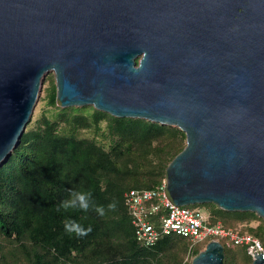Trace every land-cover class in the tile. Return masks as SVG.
<instances>
[{"label": "water", "instance_id": "water-1", "mask_svg": "<svg viewBox=\"0 0 264 264\" xmlns=\"http://www.w3.org/2000/svg\"><path fill=\"white\" fill-rule=\"evenodd\" d=\"M49 71L61 108L184 133L172 204L264 220V0H0V166ZM191 264H225L223 246Z\"/></svg>", "mask_w": 264, "mask_h": 264}, {"label": "trees", "instance_id": "trees-1", "mask_svg": "<svg viewBox=\"0 0 264 264\" xmlns=\"http://www.w3.org/2000/svg\"><path fill=\"white\" fill-rule=\"evenodd\" d=\"M45 105L58 109L53 120L43 116L38 129L25 131L0 166V264H189L213 240L190 247L187 240L170 235L152 247H141L124 203L130 190L162 185L168 164L185 147L184 133L142 119L114 118L92 107L60 109L52 80ZM101 120L107 121L108 146L95 137L75 135L92 126L99 131ZM69 190H91L105 215L91 209L66 212L62 203ZM112 202L117 203L114 211L107 208ZM188 207L206 210L209 225L219 223L228 230L241 226L240 235L253 236L264 248V220L255 213L228 212L210 203ZM67 217L91 227V232H66ZM150 220L158 227L155 217ZM218 242L225 264L252 263L245 247Z\"/></svg>", "mask_w": 264, "mask_h": 264}, {"label": "built area", "instance_id": "built-area-1", "mask_svg": "<svg viewBox=\"0 0 264 264\" xmlns=\"http://www.w3.org/2000/svg\"><path fill=\"white\" fill-rule=\"evenodd\" d=\"M166 182L156 189L130 190L124 195L127 213L134 228V237L141 247H152L162 236L175 235L187 240L191 245L206 238L223 240L226 246L245 247L246 254L253 260L256 252L263 253L260 241L251 235H240L221 224H208V216L201 209L172 204L165 194ZM156 218L158 227L151 222Z\"/></svg>", "mask_w": 264, "mask_h": 264}, {"label": "rangeland", "instance_id": "rangeland-1", "mask_svg": "<svg viewBox=\"0 0 264 264\" xmlns=\"http://www.w3.org/2000/svg\"><path fill=\"white\" fill-rule=\"evenodd\" d=\"M51 80H52L53 84H55L54 73L52 71H49V72H47L44 75V77L41 80V85H40L38 97H37L33 112H32V114L30 116V120H29L28 124L26 125V128H25L24 132L27 131V130H36V129H38L39 121L41 120V118L43 116L47 117L50 120H53L52 117H54L57 114L58 109H53L52 110V109L48 108L45 105V100H46V96H47V90L49 88ZM57 107L60 108V109H63V108L59 107L58 105H57ZM84 107H91V106L73 107V108L81 109V108H84ZM91 112L92 111H90V115H91ZM78 113H81V112L78 111L75 114H78ZM106 125H107V121L106 120H101V122L99 123V128H100L99 131H96L95 127L92 126V127H90V129H79V130H77L75 132V135L78 138H86V139H92V138L95 137L100 143H102L105 146H108L110 136H109L108 131L106 129ZM60 129L63 131V133H65V134L67 133V129L64 127L63 124L60 125ZM201 210L203 212L206 211L204 209H201ZM252 226H256V223H253ZM237 229L240 230L241 226L238 227ZM238 230H234V232H238ZM228 247L229 248H237V247H230V246H228ZM204 248H205V246H204ZM192 259L189 260V258H187V259L185 258L184 261L186 262V260H187V263L190 261L189 264H191Z\"/></svg>", "mask_w": 264, "mask_h": 264}, {"label": "clouds", "instance_id": "clouds-1", "mask_svg": "<svg viewBox=\"0 0 264 264\" xmlns=\"http://www.w3.org/2000/svg\"><path fill=\"white\" fill-rule=\"evenodd\" d=\"M94 194L91 190H69L68 199L62 203V207L66 212H84L87 213L90 209L96 211L100 216L105 215V207L95 205ZM117 207L116 202L107 205L108 210L114 211ZM65 231L75 233L77 236H86L91 232V227L85 228L78 220L72 217L65 218Z\"/></svg>", "mask_w": 264, "mask_h": 264}]
</instances>
